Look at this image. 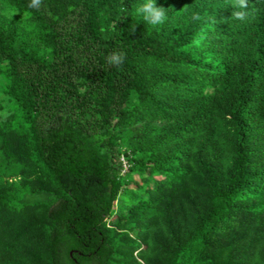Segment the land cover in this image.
<instances>
[{"label": "trees", "instance_id": "1", "mask_svg": "<svg viewBox=\"0 0 264 264\" xmlns=\"http://www.w3.org/2000/svg\"><path fill=\"white\" fill-rule=\"evenodd\" d=\"M145 2L0 0V264H264V0Z\"/></svg>", "mask_w": 264, "mask_h": 264}, {"label": "clouds", "instance_id": "2", "mask_svg": "<svg viewBox=\"0 0 264 264\" xmlns=\"http://www.w3.org/2000/svg\"><path fill=\"white\" fill-rule=\"evenodd\" d=\"M42 3L43 0H30L28 7L38 9ZM233 7L242 9L232 13V16L236 20L244 21L248 17L249 13L246 11L248 8V0H234ZM137 14L142 15L144 21L153 26L162 25L168 19L166 9L164 7H157L155 0H146L145 3L138 6ZM192 19L200 20L201 17L199 13H195L192 16ZM132 30L135 31V26L132 27ZM125 58V54L122 51H113L107 57V63L109 65L121 67Z\"/></svg>", "mask_w": 264, "mask_h": 264}, {"label": "rangeland", "instance_id": "3", "mask_svg": "<svg viewBox=\"0 0 264 264\" xmlns=\"http://www.w3.org/2000/svg\"><path fill=\"white\" fill-rule=\"evenodd\" d=\"M5 98L0 94V118L6 116L7 110L5 109Z\"/></svg>", "mask_w": 264, "mask_h": 264}]
</instances>
